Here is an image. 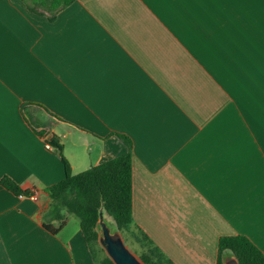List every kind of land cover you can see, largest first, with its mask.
<instances>
[{
  "label": "crops",
  "instance_id": "1",
  "mask_svg": "<svg viewBox=\"0 0 264 264\" xmlns=\"http://www.w3.org/2000/svg\"><path fill=\"white\" fill-rule=\"evenodd\" d=\"M64 3L0 0V264H96L74 216L46 228L52 137L74 175L131 141L134 224L173 264L264 253V0Z\"/></svg>",
  "mask_w": 264,
  "mask_h": 264
},
{
  "label": "trees",
  "instance_id": "2",
  "mask_svg": "<svg viewBox=\"0 0 264 264\" xmlns=\"http://www.w3.org/2000/svg\"><path fill=\"white\" fill-rule=\"evenodd\" d=\"M72 2L73 0H65L64 4ZM22 109L25 111V106ZM120 137L129 147L127 153L75 175L63 155L59 140L56 137L50 139V144L65 165L66 174L62 181L46 189L52 200L50 214L59 222L57 228H46L56 234L67 223L63 212L74 216L80 223L81 232L90 246L96 264H114L99 244L98 223L102 211L122 235L129 234L141 244L143 252L139 257L145 264H173L148 235L134 224L132 147L128 138ZM1 182L16 195L29 196L31 193L30 190H22L9 178H4ZM227 253H232L239 264H264V253L244 236L222 237L216 264H224L223 257Z\"/></svg>",
  "mask_w": 264,
  "mask_h": 264
},
{
  "label": "water",
  "instance_id": "3",
  "mask_svg": "<svg viewBox=\"0 0 264 264\" xmlns=\"http://www.w3.org/2000/svg\"><path fill=\"white\" fill-rule=\"evenodd\" d=\"M99 244L114 264H145L126 244L122 233L112 225L101 211L98 223ZM224 264H239L238 259L227 253Z\"/></svg>",
  "mask_w": 264,
  "mask_h": 264
},
{
  "label": "rangeland",
  "instance_id": "4",
  "mask_svg": "<svg viewBox=\"0 0 264 264\" xmlns=\"http://www.w3.org/2000/svg\"><path fill=\"white\" fill-rule=\"evenodd\" d=\"M108 220L111 221L110 218H108ZM124 240L127 244V246L135 253L137 254V256H139L142 252L143 249L141 247V244L138 243L136 240H134L129 234H124L123 235Z\"/></svg>",
  "mask_w": 264,
  "mask_h": 264
},
{
  "label": "built area",
  "instance_id": "5",
  "mask_svg": "<svg viewBox=\"0 0 264 264\" xmlns=\"http://www.w3.org/2000/svg\"><path fill=\"white\" fill-rule=\"evenodd\" d=\"M49 141H50V139L47 138V139H46V148H47L48 150H53L54 148L52 147V145L50 144ZM30 191H31V193H30L29 196H22V195H21V197H29V198H31V199L37 201V200H38V197H39V192H38L36 189L30 190Z\"/></svg>",
  "mask_w": 264,
  "mask_h": 264
}]
</instances>
